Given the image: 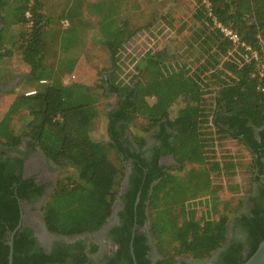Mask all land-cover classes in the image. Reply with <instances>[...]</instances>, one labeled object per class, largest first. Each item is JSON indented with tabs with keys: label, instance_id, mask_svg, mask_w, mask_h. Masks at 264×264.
I'll return each mask as SVG.
<instances>
[{
	"label": "trees",
	"instance_id": "trees-1",
	"mask_svg": "<svg viewBox=\"0 0 264 264\" xmlns=\"http://www.w3.org/2000/svg\"><path fill=\"white\" fill-rule=\"evenodd\" d=\"M194 2L173 23L158 10L146 17L138 0H73L65 14L69 25L62 29L52 25L56 18L40 0L32 4L33 25L26 16L29 0H0V60L17 56L30 68L24 84L38 83L0 105V144L19 154L0 155V264L9 261V232L19 222V201L45 194L44 186L22 177L28 155L19 149L24 138L63 170L41 210L50 233L96 232L120 199L124 210L122 226L111 233L119 245L104 263L91 256L99 249L94 242L89 247L82 240L55 242L46 253L26 228L15 235L13 264H134L135 224L137 264H152L149 237L141 231L146 220L159 253L155 264H175L183 255L209 258L221 249L214 264H244L256 251L264 239V77L260 62L246 56L254 50L264 56V0H210L213 15L249 50L224 37L203 0ZM86 9L104 13L96 38L86 36V54L102 46L112 76L104 79L98 71L92 86L76 82L75 74L68 82L66 73L45 76L46 62L56 65L61 60L52 56L63 57L55 39L60 42L65 29L82 36L93 27ZM140 19L145 24L137 23ZM165 25L178 27L191 44L181 41L176 52L168 46L153 49L126 81L119 77L123 63L117 57L126 44L141 30L159 34ZM150 69L155 75L147 74ZM112 96L119 98L116 108L99 107L101 98ZM17 116L23 119L20 125ZM149 135L155 144L145 149ZM166 155L173 156L175 166L160 164ZM186 163L196 166L180 175ZM240 173L249 182L238 179ZM128 174V191L120 195ZM224 192L230 196L222 200ZM231 224L243 231L244 241L232 239L227 245Z\"/></svg>",
	"mask_w": 264,
	"mask_h": 264
},
{
	"label": "rangeland",
	"instance_id": "rangeland-1",
	"mask_svg": "<svg viewBox=\"0 0 264 264\" xmlns=\"http://www.w3.org/2000/svg\"><path fill=\"white\" fill-rule=\"evenodd\" d=\"M96 1L99 0H86L88 4H94ZM142 3V7L144 9V12L146 13V17H151L152 13L155 12V10H158L159 14L163 17L169 16L170 22L175 23L177 21L178 16L181 17V20L183 19V15L189 11L191 8V4L187 3L185 0H138ZM73 0H47L45 3L42 1V4L48 10L51 12L52 17L56 20L52 23L54 27L57 28H66V26L61 23V20L65 17L67 7L71 5ZM160 5V7H159ZM93 5H89L88 8L91 9ZM87 16L93 25V27L84 35H79L78 33H74L73 30L65 29L62 32V39L61 41H57L55 39V45L59 48V56L62 55L63 57L58 56H52L55 57L57 61L61 60L60 63H57L56 65H53L51 61L46 62V68H44L45 76L49 77L52 75L64 74L66 73L67 76L65 77V80L68 82L69 77H71L73 74L76 75V82L82 84V85H88L92 86L94 84H97L96 80H98V71H101L102 78L108 79L112 76V69H109V65L106 62L107 61V53L106 50L102 46H97L93 52L89 55L86 54L85 50V40L86 36L90 39L92 36L94 40L96 37L95 32L96 30H99L98 20L102 18L100 16L101 14L97 13H91L86 9ZM12 16V14H10ZM159 15V16H160ZM161 16V17H162ZM146 19H140L137 21L139 24H145ZM179 25V23H178ZM10 27V26H9ZM10 35H12L10 32L7 34H4L3 39L4 41H7L10 39ZM190 37L186 36L183 37L181 32L178 31V27L175 29H172L169 27V25H165L163 32L159 34H152L149 30H141L139 32V35H136L132 41H130L124 49L121 51L120 57H117L118 60H121L122 65V71L121 75L119 77L124 76L125 81L130 77L132 72H134V66L138 60H140L147 52L161 48L164 46H168L170 49H173L175 52L180 46L181 41L184 45H190L191 41L185 42V39ZM51 39V36H50ZM60 40V39H59ZM157 50H155L156 52ZM68 52V53H66ZM88 55V56H87ZM54 60V59H52ZM55 61V60H54ZM76 62V63H75ZM56 67V68H55ZM107 68L106 71H104ZM29 66H27L25 63H23L22 60L17 59V56L13 57H7L0 60V79H6L5 85L10 84V89L7 91H1L0 90V105L5 100L6 102H9L13 97L17 95V93L21 92L24 89H28L31 87H36L38 85L37 81L34 79L27 78L28 81L24 84V80L29 74ZM152 70L150 69L147 71V74H151L152 76L155 75L152 74ZM8 75V76H7ZM126 75V77H125ZM123 78V77H122ZM127 78V79H126ZM72 79V77H71ZM127 83V82H126ZM3 84V83H0ZM98 92H101L100 88L96 89ZM119 101V98L117 96H112L111 98H101L99 101V107L103 106V110H111L117 107V103ZM112 104L111 107L105 106L107 103ZM147 100H142V104H146ZM181 104H178V107H181ZM177 107V108H178ZM23 122V119L20 116H17L15 119V123L20 125ZM151 135H149L150 137ZM148 137V136H147ZM148 137V138H149ZM151 142V141H150ZM42 158V157H41ZM248 158H246L247 160ZM165 160H167V163L169 166H175L176 163L171 164L173 161L172 159L167 157ZM131 163V162H129ZM128 163V164H129ZM196 164H188L186 163V166H184V169L179 173L180 175L183 174L186 170L191 169L192 167H195ZM58 169V170H57ZM52 173L57 178H60L63 175L62 168H57ZM212 173V172H211ZM238 179H241L244 182H249V177L245 176L243 173H240L238 176ZM212 181H215L213 178H211ZM230 196V192H224V194L219 195L220 199H227ZM200 201V200H198ZM201 214V212H199ZM40 218L39 221H43V218L38 215ZM151 226V225H150Z\"/></svg>",
	"mask_w": 264,
	"mask_h": 264
},
{
	"label": "flooded vegetation",
	"instance_id": "flooded-vegetation-1",
	"mask_svg": "<svg viewBox=\"0 0 264 264\" xmlns=\"http://www.w3.org/2000/svg\"><path fill=\"white\" fill-rule=\"evenodd\" d=\"M148 139H149L148 144L145 149L150 148L151 146H153V144H155V140L153 138L149 137ZM28 144H29V139L24 138L21 145L19 146V149H22L23 151H28V155L24 157L25 158L24 165L21 171L22 177L25 179L33 178L38 186H44L45 194L40 195L33 202H29L27 200L19 201L20 217H19L18 225L24 223L25 221L26 225L22 227V231L26 228L32 229L33 236L37 238L38 243L46 251V253L52 252L55 242L70 243V242H76L78 240H82L84 244H88V247L94 242L99 246V249L95 254L91 256L96 262L104 263L106 261L105 256L106 255L108 256L111 254V252H114L119 245L112 238L111 233L116 227L122 226L121 217L119 215L124 210V204L122 200L120 199L117 201L114 213L110 218V220L101 229H99L96 232L85 233L73 237H64L53 233L51 234L45 233L39 224V222L42 221H39L40 218L38 217V215L43 218L41 213L42 207L46 199L49 197L54 187L56 186L57 181L59 180V178L56 179V176L54 175V173H52V171L59 168V166L53 163V161L49 160L47 157H45V155L38 146L29 147ZM3 151H7V155L5 156L8 155L12 157L19 156L17 152L13 150L11 151L7 150V148H4L0 144V155L1 153H3ZM146 156H150V153L146 152ZM166 156L168 157L169 155ZM166 156H163L160 159V164L163 166H168L167 160H165L167 158ZM128 187H129V183L127 186V190L124 193H121L120 195L126 194L128 191ZM246 202L247 200L245 201V203ZM246 209H247V204L246 206H244L242 211L245 212ZM150 225H151L150 220H146V223L141 228V231L146 232L149 237L147 241V244L150 247V250L148 251V257L152 260V264H155L157 259L159 258V253L155 246V241L153 240L150 234V227H151ZM22 231H18V232H22ZM244 238L245 236L243 231L238 230L237 227H233L231 224L227 245L229 244V242L231 243L232 239L244 241ZM86 250H88V248H86ZM220 251L221 250H218V252H215L211 257L203 258V259H194L191 256L183 255L177 258V262L175 264H183V262H185L186 264H214V261L216 260ZM247 253L248 250L245 249L244 257L247 255Z\"/></svg>",
	"mask_w": 264,
	"mask_h": 264
},
{
	"label": "built area",
	"instance_id": "built-area-1",
	"mask_svg": "<svg viewBox=\"0 0 264 264\" xmlns=\"http://www.w3.org/2000/svg\"><path fill=\"white\" fill-rule=\"evenodd\" d=\"M35 0H29V7L26 11V16L27 18L31 19L30 24L33 25L34 21L32 20V4L34 3ZM187 3L191 4V6L195 3L194 0H185ZM203 3L206 4L208 10H209V14L210 16L213 17V21H214V25L223 33L224 37H226L228 40H230L234 46L238 47H245L247 48V44L245 42H243L239 36V34L234 31L232 28H230L229 26L223 25L221 22H219L216 18L215 15H213V11H212V4L210 2V0H203ZM61 23H63L65 26L69 25V20L67 18H63L61 20ZM190 39L187 38L185 39V42H189ZM248 50L250 49L249 47L247 48ZM262 53L264 55V42L262 43ZM246 57L248 58H254L256 61H259L261 64V69H260V75L264 77V56H260L259 52L254 50V51H250V54H248ZM70 80V79H69ZM35 91H31V92H27V95H31L34 94Z\"/></svg>",
	"mask_w": 264,
	"mask_h": 264
},
{
	"label": "water",
	"instance_id": "water-1",
	"mask_svg": "<svg viewBox=\"0 0 264 264\" xmlns=\"http://www.w3.org/2000/svg\"><path fill=\"white\" fill-rule=\"evenodd\" d=\"M262 25L264 26V21L262 23ZM10 84H0V90L1 91H7L10 89ZM43 152V150H41ZM43 154L45 155V153L43 152ZM46 157V155H45ZM167 157V156H166ZM169 157V156H168ZM170 158H172V155H170ZM130 172V171H129ZM128 181H129V174L127 175L125 181H124V184L122 186V190H121V193H124L126 190H127V186H128ZM120 193V194H121ZM140 201V193H139V196L137 198V201H136V206L138 205ZM42 230L45 232V233H49L51 234L48 229H47V226H46V223L45 221H42V222H39ZM26 225L25 221L24 223H21L19 224L14 231H11L10 233V237H9V241H8V244L10 246V252H9V261H8V264H13L14 262V238H15V235L18 231H22V227H24ZM28 226H31V225H28ZM136 228H137V225L135 224L134 226V230H133V234H132V240L130 242V246H131V254H132V257H133V260H134V264H137V260H136V256H135V253H134V248H133V242H134V237H135V231H136ZM222 250V249H221ZM218 252V251H217ZM244 264H264V239L260 242L258 248L256 249V251L253 253V255L251 257H249L245 262Z\"/></svg>",
	"mask_w": 264,
	"mask_h": 264
},
{
	"label": "crops",
	"instance_id": "crops-1",
	"mask_svg": "<svg viewBox=\"0 0 264 264\" xmlns=\"http://www.w3.org/2000/svg\"><path fill=\"white\" fill-rule=\"evenodd\" d=\"M42 1L45 3V1H47V0H40L41 3H42ZM42 6H43V4H42ZM43 8H44V6H43ZM46 9H48V8H46V6H45V11H46ZM46 13L49 14L48 11H46ZM3 80H6V79H3ZM0 82H4V83H6L7 81H0ZM4 83H3V84H4ZM171 159H172V158H171ZM172 161H173V162H172L171 164L175 163L174 158H173ZM167 164H168V163H167ZM167 167H169V164H168Z\"/></svg>",
	"mask_w": 264,
	"mask_h": 264
}]
</instances>
